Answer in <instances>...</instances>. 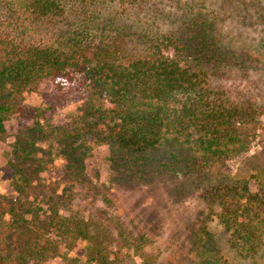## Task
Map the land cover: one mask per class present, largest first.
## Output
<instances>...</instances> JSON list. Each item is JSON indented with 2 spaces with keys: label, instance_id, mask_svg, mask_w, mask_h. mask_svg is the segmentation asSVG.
I'll use <instances>...</instances> for the list:
<instances>
[{
  "label": "trees",
  "instance_id": "16d2710c",
  "mask_svg": "<svg viewBox=\"0 0 264 264\" xmlns=\"http://www.w3.org/2000/svg\"><path fill=\"white\" fill-rule=\"evenodd\" d=\"M47 79L76 103L60 123L46 117L52 105L21 102ZM11 137L0 264H49L79 240V264H120L124 249L149 240L125 188L139 201L198 197L240 251L255 253L264 0H0V142ZM98 148L109 153L101 186L87 164ZM56 160L58 181L46 176Z\"/></svg>",
  "mask_w": 264,
  "mask_h": 264
},
{
  "label": "rangeland",
  "instance_id": "374dc122",
  "mask_svg": "<svg viewBox=\"0 0 264 264\" xmlns=\"http://www.w3.org/2000/svg\"><path fill=\"white\" fill-rule=\"evenodd\" d=\"M68 97L69 94L58 90L53 79H47L35 91L24 94L21 102L26 107L45 109L52 105L53 108L47 111L46 117H53L55 123H60L64 121L67 111L76 106ZM13 122L8 126L12 134L21 125L15 120ZM13 138L8 142H0V193L10 197L14 196V190L11 184L12 171L7 167V152L11 149L10 141ZM261 151L262 145H257L246 156ZM108 154L107 149L98 148L87 161L92 180L98 186L107 182L110 168ZM241 159L236 162V166ZM53 165L55 167L47 171L46 176L58 181L62 174V162L56 160ZM132 190L125 188L122 191L125 205L128 212H133L138 222L148 231L149 240L140 247L124 249V259L120 264H264V244L253 254H248L245 249L240 251L238 245L231 241V232H228L216 211L211 212L198 197H173L164 200L158 196H150L142 197L139 201L138 194L130 195ZM167 196L172 197L170 194ZM101 204L104 205L103 202ZM134 229L138 231L136 227ZM75 259H87L86 243L83 240H79L68 251L67 257H55L49 264H79Z\"/></svg>",
  "mask_w": 264,
  "mask_h": 264
}]
</instances>
